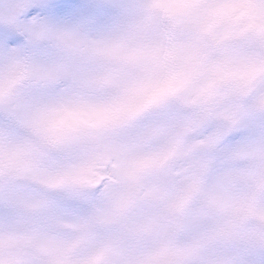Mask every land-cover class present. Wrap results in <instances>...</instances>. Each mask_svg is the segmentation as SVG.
<instances>
[{
    "label": "snow or ice",
    "instance_id": "snow-or-ice-1",
    "mask_svg": "<svg viewBox=\"0 0 264 264\" xmlns=\"http://www.w3.org/2000/svg\"><path fill=\"white\" fill-rule=\"evenodd\" d=\"M0 264H264V0H0Z\"/></svg>",
    "mask_w": 264,
    "mask_h": 264
}]
</instances>
